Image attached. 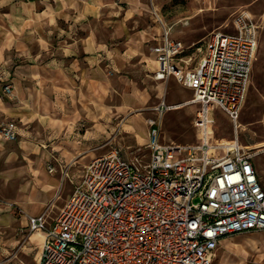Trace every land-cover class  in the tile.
<instances>
[{
	"label": "built area",
	"instance_id": "1",
	"mask_svg": "<svg viewBox=\"0 0 264 264\" xmlns=\"http://www.w3.org/2000/svg\"><path fill=\"white\" fill-rule=\"evenodd\" d=\"M232 26V33L207 37L206 55L196 65L192 57L201 47L173 39L164 24L152 47L158 65L153 79L173 78L192 92L186 105L199 107L197 143H162L160 118L177 106L161 102L159 117L145 121V146L129 159L113 149L74 181L50 156L73 190L55 216L48 206L28 218L31 235H42L37 264H213L221 240L264 231V180L254 163L264 146L247 150L237 139L224 146L211 133L215 110L238 123L258 48V26L250 17L239 13ZM0 86L13 95L2 66ZM0 136L17 141L18 124L2 123ZM48 170L53 173L54 165Z\"/></svg>",
	"mask_w": 264,
	"mask_h": 264
},
{
	"label": "rangeland",
	"instance_id": "2",
	"mask_svg": "<svg viewBox=\"0 0 264 264\" xmlns=\"http://www.w3.org/2000/svg\"><path fill=\"white\" fill-rule=\"evenodd\" d=\"M32 1L34 0H0V66L9 72L11 79L18 78L17 70L19 67H23L24 74L20 80L23 84V91L26 93L20 99L16 95L7 97L1 91L0 96L12 105L13 109L20 112L21 115L13 116L14 118L11 119L20 126L25 135L49 144L80 138L83 133L82 126H78V130L74 133H61L52 141H47L50 137L46 129L48 122L64 114H70L71 106H75L71 105L70 101L82 107V100L76 94L77 92L67 94L66 89L64 92L67 93L62 97L60 89H57V94L50 93L45 81L46 57H49L51 49L54 50L60 46L68 47L69 43L75 40L77 44L81 41L80 39H84L93 30L96 32L98 41L112 45V26L107 25L102 19L89 17L86 19L85 25L74 30V34L63 31L67 29V26H60L62 23H58L56 29H51L46 21H41L34 27ZM142 8L137 18L126 26V31L129 33L141 34V37L136 35L131 42L133 47L132 53H130L132 54L131 63L127 69L122 68L117 71L118 75L127 76L126 86L124 84L120 86L112 81V73L115 71L112 70L111 65L103 62L99 66L102 84L96 86L95 92L97 101L100 102V108L115 109L121 103L124 93L135 92L142 98V103L135 108L132 115L139 116L141 113L147 120L159 117L155 108L161 103V100L169 105H177L190 100L192 93L183 89L176 82L170 81L167 84H161L153 79L151 40L153 37H157L154 28H161V25L164 24L171 29L173 37L182 42H188L197 37L195 30L200 27H210L213 30L220 29L223 33H232L234 17L243 13L258 26V48L252 64L246 100L235 126L222 111L215 110L212 113L214 123L211 130L216 141L237 139L239 144L247 150L261 148L259 146L264 145V0H144ZM36 9H41V6L38 5ZM124 39V37H120V40L115 43L124 41ZM205 41L206 39L198 45L201 47L199 59L206 55ZM78 71V67L73 68L69 71V76L74 78ZM159 85H162V92L158 90ZM74 87L78 86L74 85ZM198 109L199 107L195 105H186L164 113L160 118L162 143L175 145L197 143L199 133L193 126V119ZM105 119H111L114 123L120 120L115 116H101L102 121ZM136 121L138 126L135 125V127L139 130L138 127L143 126V121L140 118H137ZM4 122L5 119H2L0 125ZM107 130L109 135L104 132L102 138L109 136L110 143L105 145V148L100 147V150H104L102 154L121 147L131 157L130 153L134 152L138 146L129 140V135L118 129H115L114 132L112 130L113 133L109 128ZM24 143L20 149L24 156L20 155V159L15 162V169L28 168L27 165L30 162L27 158L34 159L40 155L41 151L35 144L27 143L25 140ZM254 163L258 167L259 175L264 180V156L256 158ZM62 164L63 171L67 173L70 166L63 162ZM51 165L55 167L53 173L48 170ZM43 167L46 173L56 175L62 183L60 193L50 200L44 210L45 212L49 206L47 210L51 216H55L69 197L73 187L63 176L61 170L50 162V159ZM80 168L81 166L72 168L69 171L70 176L77 174V170ZM1 203L7 202L0 198ZM30 237L31 233L28 229H19L17 231L18 244L10 246L0 244L9 253V256L1 260L0 264H37L38 249L36 244L29 245ZM24 247L28 249L24 250ZM218 261L216 259L214 264H218Z\"/></svg>",
	"mask_w": 264,
	"mask_h": 264
},
{
	"label": "crops",
	"instance_id": "3",
	"mask_svg": "<svg viewBox=\"0 0 264 264\" xmlns=\"http://www.w3.org/2000/svg\"><path fill=\"white\" fill-rule=\"evenodd\" d=\"M32 4L34 5L32 11L34 27L41 21L49 23L51 29L55 28L58 23H62L60 26H67V29L63 31L74 34V30L85 25L87 18L95 17L112 26V45L98 41L96 32L93 30L84 39H80L81 41L77 44L75 40L69 43L68 47L60 46L54 50L51 49L49 57H46L44 66L45 81L50 93L55 92L57 94V89H60L62 97L67 93L64 92L66 89L67 94L77 92L76 94L82 100V102L79 101L82 107L70 101L71 105H75L71 106L70 114H64L48 122L46 129L50 137L47 141H52L61 133H74L78 130V126H82L83 130L81 131L83 133L80 138L50 144L42 143V141L25 135L19 125L20 136L17 141L6 142L0 136V198L7 202L0 204V244L8 246L18 244L17 231L27 229L28 218L43 214L50 200L61 191L62 183H60L58 177L49 175L43 167L45 163L49 162L52 154L56 156L61 164L63 162L70 166L69 171L72 168L81 166L75 175L70 176L69 171H67L69 177L75 181L79 178L83 169L95 158L105 155L102 154L104 150H100V147L107 146L110 143L109 136L102 138L104 132L108 134V128L111 132L112 130L114 132L115 129L120 130V132L124 131L129 135V140L138 147L145 146L147 141L146 120L141 113H139V116L132 115L135 108L142 103V98L137 93H124L121 103L115 109H101L95 92L96 86L102 84L99 66L103 62L111 65L112 70L115 71L114 74L112 73V81L120 86L122 84L126 86L127 76L118 75L117 71L122 68L127 69L132 59V54H130L133 50L131 42L136 35L141 37L140 33L134 34L126 31V26L140 14L144 0H34ZM38 5L41 6L39 10L36 9ZM154 30L157 37L152 38V47L159 41L162 28H154ZM195 31H197V37L193 41L182 42L173 37L172 33L171 37L181 41L185 46H198L211 33L220 31V29L213 30L210 27H200ZM120 37H124V41L115 43L120 40ZM114 39L116 41H113ZM152 47L153 76V72L158 65ZM198 55L200 54H193V65H196L199 61ZM75 67H78L79 71L72 78L69 76V71ZM17 73L18 78L11 79L10 77V84L14 90L13 95L20 99L26 94L20 80V77L24 74L23 67H19ZM170 81L176 82L173 78H170L166 82L158 83L167 84ZM74 85L78 87L75 88ZM181 87L188 92L190 91L183 86ZM161 89L162 85H159L158 90L162 92L163 89ZM0 91L2 92V89ZM112 91H114L113 88ZM190 100L177 105L166 104L164 100H161V102H164L167 106H177L173 109L177 110L186 106V103ZM67 104L69 105V102ZM19 115H21L20 112L13 109V106L0 96V122L2 119H5V122L14 121L11 118ZM101 116H115L120 120L116 123L111 119L102 121ZM137 118L143 121V126L138 127L139 130L135 127V125L138 126L136 123ZM24 140L27 143L35 144L41 152L37 158H27L30 162L27 165L28 168L15 169V162L20 159V155L24 156V153L20 150L25 144ZM114 150H119L123 158H130L123 151V148H114ZM33 236L35 237L33 238ZM33 236L30 238L29 245L36 244L38 249L42 240L41 235L33 234ZM23 249L27 250L28 248L24 247ZM7 256H9L8 251L0 246V261ZM216 259L219 260L218 264H264V231L238 234L221 240L213 264Z\"/></svg>",
	"mask_w": 264,
	"mask_h": 264
},
{
	"label": "bare ground",
	"instance_id": "4",
	"mask_svg": "<svg viewBox=\"0 0 264 264\" xmlns=\"http://www.w3.org/2000/svg\"><path fill=\"white\" fill-rule=\"evenodd\" d=\"M212 134H213V131L211 132ZM216 142H218L219 144H222V145H224V146H231L232 145V142L233 141H228V140H225V139H222V140H219V141H216ZM262 146H264L263 144L262 145H260L259 147H262ZM34 234H39V235H41V233H34ZM33 236V234L31 235V237ZM30 237V238H31ZM35 236H33V238H34ZM41 238H42V235H41ZM37 239H38V237H37ZM40 239V238H39ZM40 241V240H39ZM39 243V242H38Z\"/></svg>",
	"mask_w": 264,
	"mask_h": 264
}]
</instances>
